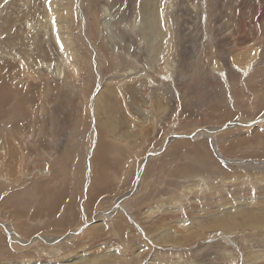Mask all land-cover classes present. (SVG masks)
<instances>
[{
    "label": "rangeland",
    "instance_id": "rangeland-1",
    "mask_svg": "<svg viewBox=\"0 0 264 264\" xmlns=\"http://www.w3.org/2000/svg\"><path fill=\"white\" fill-rule=\"evenodd\" d=\"M0 264H264V0H0Z\"/></svg>",
    "mask_w": 264,
    "mask_h": 264
},
{
    "label": "bare ground",
    "instance_id": "bare-ground-1",
    "mask_svg": "<svg viewBox=\"0 0 264 264\" xmlns=\"http://www.w3.org/2000/svg\"><path fill=\"white\" fill-rule=\"evenodd\" d=\"M50 4V3H49ZM56 41L58 42L59 41V44H60V46H64L65 45V40H63V38H60V37H58V36H56ZM44 65V64H43ZM211 66V65H210ZM130 74V73H129ZM136 74V73H135ZM137 75V74H136ZM131 76V75H130ZM132 77H134V76H132ZM121 78H123V77H121ZM123 83V82H122ZM118 84V83H117ZM116 84V85H117ZM121 85V84H120ZM120 87V86H119ZM104 97V96H103ZM103 99V98H102ZM100 101V100H99ZM99 101H98V103H99ZM101 102V101H100ZM169 143V142H168ZM157 153H154V155H156ZM36 170H37V168H36ZM39 170H41V169H39ZM41 172H43V171H41ZM45 172V171H44ZM43 174V173H42ZM140 181V180H139ZM138 181V182H139ZM50 194V193H49ZM134 194V193H133ZM63 198L61 197V196H58V200H62ZM50 203H51V201H50ZM52 205V204H51ZM46 211L47 210H49V209H45ZM45 212V211H44ZM225 221H227V218L226 219H224ZM260 222V220L259 219H256V220H254L252 223H251V225H253V226H257V224ZM218 224L220 223L219 221L217 222ZM117 224V223H116ZM217 224V225H218ZM223 225H225V226H227V225H236V222L232 219V218H229V222H223L222 223ZM221 224V225H222ZM216 225V226H217ZM121 226V225H120ZM47 241H50V240H46V242ZM25 243V242H24Z\"/></svg>",
    "mask_w": 264,
    "mask_h": 264
},
{
    "label": "water",
    "instance_id": "water-1",
    "mask_svg": "<svg viewBox=\"0 0 264 264\" xmlns=\"http://www.w3.org/2000/svg\"><path fill=\"white\" fill-rule=\"evenodd\" d=\"M143 167H144V165H143ZM143 167H142V169H143ZM138 184V183H137Z\"/></svg>",
    "mask_w": 264,
    "mask_h": 264
}]
</instances>
